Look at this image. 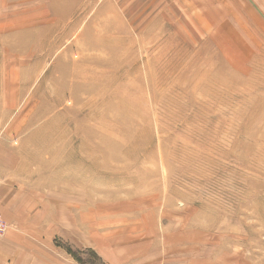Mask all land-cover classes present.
<instances>
[{
    "label": "rangeland",
    "instance_id": "374dc122",
    "mask_svg": "<svg viewBox=\"0 0 264 264\" xmlns=\"http://www.w3.org/2000/svg\"><path fill=\"white\" fill-rule=\"evenodd\" d=\"M247 2L0 0V264H264Z\"/></svg>",
    "mask_w": 264,
    "mask_h": 264
},
{
    "label": "crops",
    "instance_id": "0c3cea01",
    "mask_svg": "<svg viewBox=\"0 0 264 264\" xmlns=\"http://www.w3.org/2000/svg\"><path fill=\"white\" fill-rule=\"evenodd\" d=\"M247 3L256 14L258 13L264 19V0H248ZM14 185V181L8 182L0 179V213L5 217H3L5 220L7 218L6 208L13 203L11 197L14 196Z\"/></svg>",
    "mask_w": 264,
    "mask_h": 264
},
{
    "label": "built area",
    "instance_id": "2783aa9c",
    "mask_svg": "<svg viewBox=\"0 0 264 264\" xmlns=\"http://www.w3.org/2000/svg\"><path fill=\"white\" fill-rule=\"evenodd\" d=\"M7 224L0 217V236H2L7 231Z\"/></svg>",
    "mask_w": 264,
    "mask_h": 264
},
{
    "label": "bare ground",
    "instance_id": "6f19581e",
    "mask_svg": "<svg viewBox=\"0 0 264 264\" xmlns=\"http://www.w3.org/2000/svg\"><path fill=\"white\" fill-rule=\"evenodd\" d=\"M78 149H79V150H80V152H82L83 154H84V153H89L87 148H84V149H83V148H82V149L78 148ZM89 167H90V168H89V170H91V169H94V168H95L94 166H89Z\"/></svg>",
    "mask_w": 264,
    "mask_h": 264
}]
</instances>
